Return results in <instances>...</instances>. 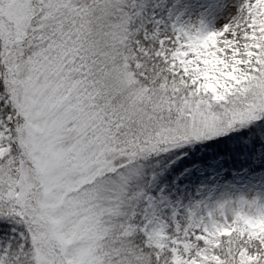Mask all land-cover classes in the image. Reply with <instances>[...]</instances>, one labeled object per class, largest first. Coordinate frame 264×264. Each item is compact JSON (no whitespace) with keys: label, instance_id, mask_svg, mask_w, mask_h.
<instances>
[{"label":"snow or ice","instance_id":"obj_1","mask_svg":"<svg viewBox=\"0 0 264 264\" xmlns=\"http://www.w3.org/2000/svg\"><path fill=\"white\" fill-rule=\"evenodd\" d=\"M0 264H264V0H0Z\"/></svg>","mask_w":264,"mask_h":264}]
</instances>
